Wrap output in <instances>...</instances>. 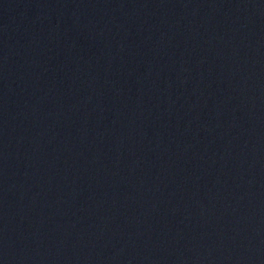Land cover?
<instances>
[{
    "label": "water",
    "instance_id": "water-1",
    "mask_svg": "<svg viewBox=\"0 0 264 264\" xmlns=\"http://www.w3.org/2000/svg\"><path fill=\"white\" fill-rule=\"evenodd\" d=\"M0 264H264V0H0Z\"/></svg>",
    "mask_w": 264,
    "mask_h": 264
}]
</instances>
